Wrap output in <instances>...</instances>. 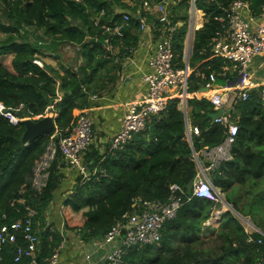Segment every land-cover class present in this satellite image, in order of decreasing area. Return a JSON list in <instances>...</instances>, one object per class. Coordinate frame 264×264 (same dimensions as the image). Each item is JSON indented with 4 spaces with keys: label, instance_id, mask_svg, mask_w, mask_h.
<instances>
[{
    "label": "trees",
    "instance_id": "obj_1",
    "mask_svg": "<svg viewBox=\"0 0 264 264\" xmlns=\"http://www.w3.org/2000/svg\"><path fill=\"white\" fill-rule=\"evenodd\" d=\"M128 1L136 0H0V31L5 34L0 38V226L21 219L24 206H32L36 210L34 221L42 222L35 224V228L40 226L38 262L50 256L61 242L60 233L43 225L54 191L65 178L60 169L66 165L57 153L47 183L40 191L31 187L32 168L48 138L54 135L58 140L68 134L78 111L90 107L92 95L100 96L107 81L113 79L121 58L127 57L137 44V17L123 25L121 39L102 29L104 24H120L122 14L115 11L129 8ZM232 1L196 0L195 3L204 15L202 26L195 31L189 56L192 71L187 81L190 117L203 121L198 126L200 134L192 138L195 150L217 144L225 134L222 126L212 124L218 111L197 92L210 81L211 74L221 82L224 61L211 55L210 48L222 25L219 18L225 16ZM246 1L253 16L263 12L264 0ZM188 5V0H181L177 14L171 16L173 22L182 23L172 39L179 67L184 66ZM23 26L40 29L59 42L79 45L82 63L76 69L63 66L60 71L47 64L39 56L43 55L39 48L23 40L19 33ZM107 39L117 47L113 52L106 48ZM6 55L10 56L9 62L2 60ZM178 104L177 98L168 100L165 109L120 149H109L107 145L101 153L91 144L82 157L90 176L83 180L77 173L71 194L62 204L65 229L87 230L88 237L103 236L131 210L133 197L164 200L169 186L178 184L185 194L176 216L164 222L160 242L130 248L124 264H264V191L256 200L250 198L242 205L232 195L237 187L246 185L248 189L241 191L248 197L255 196L253 192L261 186L264 190V95L261 90H252L246 100L233 105L230 113L237 116L238 131L232 157L221 163L212 177L214 185L224 193L226 203L260 229L251 233L245 231L230 210L211 222L217 228L204 226L216 203L191 196L196 166ZM47 113L52 114L53 131L23 144L22 119L38 120ZM205 228L214 235L212 246H205L209 242L203 241ZM17 238L16 242L23 244L20 234ZM14 254V245L0 244V264H28V258L14 261Z\"/></svg>",
    "mask_w": 264,
    "mask_h": 264
},
{
    "label": "built area",
    "instance_id": "obj_2",
    "mask_svg": "<svg viewBox=\"0 0 264 264\" xmlns=\"http://www.w3.org/2000/svg\"><path fill=\"white\" fill-rule=\"evenodd\" d=\"M142 12L138 11V25L142 34L153 41L149 47L146 58L148 70L142 74L141 79L146 86L144 96L140 100L129 102L125 105L120 129L109 141V149H120L132 137L133 134L145 128L150 119L165 109L167 101L178 98L187 93V81L191 74L188 63V53L182 57L183 67L177 66L173 50V36L181 22H173L168 6L178 5L181 0H136ZM134 4V2H132ZM196 0H188L191 8V20L194 14ZM188 5V6H189ZM150 14L151 16H149ZM103 15V11L99 13ZM129 12L122 13L120 24L102 25L104 33L117 39L123 37V25L132 19ZM221 28L215 33L210 48L211 55L224 61L221 77L226 82L232 80V86L216 89L206 98L213 109L218 111L212 119V124H218L225 129L223 138L214 145H203L195 151L190 140L191 136H198L200 129L197 125L185 132V138L189 143L191 152L195 158L199 157L201 167L196 170L192 184L191 196L210 199L216 203L211 218L204 222L210 226L211 219H216L225 211L222 203L221 191L213 186L210 173L218 170L221 163L232 157V145L238 131L237 117L229 111L236 101H244L250 92L258 85L254 79V71L251 67L255 57L264 58V26L257 23L251 14L246 0H233L225 11V16L220 17ZM97 22V20H96ZM95 22V23H96ZM106 48L113 52L117 47L111 41L105 40ZM117 59H115V62ZM205 84L209 89L214 82V74ZM205 93V92H204ZM203 93V94H204ZM264 95V90H262ZM93 95L90 99H94ZM96 99V98H95ZM0 105V110H1ZM89 108L80 109L76 121L71 126L68 134L55 140L54 135L48 138L47 144L41 156L32 168L30 176L31 187L40 191L47 183L49 169L60 153L62 162L74 169L81 178L88 179L90 172L83 162L82 156L94 141L93 118ZM6 116L10 117L9 114ZM194 163L197 161L192 158ZM184 189L178 184L169 186V194L166 199H144L135 196L131 199V210L125 212L120 219L113 223L102 236L105 242L114 246L103 257V264H124V256L130 248L152 245L160 242L161 229L165 221L176 216L182 203ZM22 201V200H21ZM222 207H221V206ZM226 208V207H225ZM36 210L30 206H24V214L21 219L11 224L0 226V244H12L15 247L14 261L28 258V264H59L58 246L50 256L38 262L36 254L39 249L40 239L34 221ZM38 224V223H37ZM19 234L23 238V244L17 243ZM90 254L86 260L90 261ZM93 264V263H89Z\"/></svg>",
    "mask_w": 264,
    "mask_h": 264
},
{
    "label": "crops",
    "instance_id": "obj_3",
    "mask_svg": "<svg viewBox=\"0 0 264 264\" xmlns=\"http://www.w3.org/2000/svg\"><path fill=\"white\" fill-rule=\"evenodd\" d=\"M128 6L129 8L124 10L116 9L115 12L120 14H122L123 12H129L136 18L138 16V11H143L139 7L138 1H134V4L131 1H128ZM168 9L169 11H172L173 14H177V10L179 8L177 5L170 4L168 6ZM194 9L195 10L192 20L190 5L186 10L187 22L184 37L183 56L189 52L188 63L189 56L192 50L195 31L202 26L204 20L203 12L200 9H197L196 6L194 7ZM181 13L182 11L179 12V14ZM148 15L151 16L150 14ZM254 17L257 23L264 26V6L263 12L259 16ZM177 22L181 21L178 20ZM152 44L153 41L151 39H148L146 35L142 34L139 29L137 44L131 49V52L127 55V57L121 58L119 67L112 74L113 79L107 81V85L100 96L94 94L96 96V99L89 98L91 101V105L90 107H88V110L91 117L93 118V144L101 153L104 151V147L109 145V141L112 136L120 129L125 105L129 102L140 100L144 96L146 86L142 81L141 76L148 70L146 65V58L149 53L148 49L150 46H152ZM75 46L78 45L75 44ZM43 55L46 56V54L44 53ZM39 56L47 64L51 66L54 65L50 58L41 56V54H39ZM251 67L255 73V82L258 84L256 88L253 89V91L261 90V94L263 95L262 90H264V58L260 56L253 58ZM229 78L232 80L226 82L224 77H222L221 83L217 85V79H215L214 77L213 80H211L214 83L201 97L208 98L209 95L212 94L216 89H223L225 87L232 86L234 79L232 75H230ZM203 88H205V86ZM178 106L183 112L185 132H187L192 125L191 122L194 120L190 117V112L187 107V98L185 94L180 97ZM199 122L200 123L197 126L201 125L203 121ZM193 137L194 136L190 137L191 142ZM191 157L194 158L195 161L197 160L195 162V166L196 170H199L202 163L200 161V158H195L192 152ZM60 170L65 175V178L61 181L58 189L54 191L53 199L44 213L45 224L43 225V227H46L48 225L51 231L56 230L61 235V242L59 244V264H103V257L108 251L112 249V247L114 246V242H105L102 236L88 237L87 230H66L64 227V222L61 216L62 204L65 203L64 201L71 194L73 181L76 179L75 177L78 176V174L74 169H70L66 166L61 168ZM66 181H72L69 187L64 186ZM213 186L216 187L214 183ZM68 188L70 190L66 191ZM221 197L225 201L223 192L221 193ZM225 207V210H229L227 206ZM233 211L235 210L233 209ZM237 215L239 214L237 213ZM210 221L212 222L213 219H211ZM250 222L251 224L249 223L246 227H244L245 231L247 233H251L252 231L259 232L260 229L257 228L251 220ZM87 254H90L91 256L89 262L86 260Z\"/></svg>",
    "mask_w": 264,
    "mask_h": 264
},
{
    "label": "rangeland",
    "instance_id": "obj_4",
    "mask_svg": "<svg viewBox=\"0 0 264 264\" xmlns=\"http://www.w3.org/2000/svg\"><path fill=\"white\" fill-rule=\"evenodd\" d=\"M19 33L21 34L23 40L31 43L33 46L35 45L36 47L39 48L41 53L46 54V56H44V55H42V56L50 58L52 60V63L54 64L53 67H55L59 71L61 70V68L63 66L69 67L72 69H76L82 63L79 45L75 46V44H73V43L64 42V41L59 42L56 39H52L51 37L45 35L42 32V30L34 28V27L23 26V27L19 28ZM187 35H188V33H187ZM3 37H5V34L0 31V38H3ZM188 54H189V52H188ZM2 60L4 62H9L10 56L6 55L5 57L2 58ZM220 83L221 82H217L216 84L219 85ZM102 92L103 91H100L99 95ZM33 118H37V117H33ZM210 177L211 178L213 177V173H210ZM71 182L72 181H69V182L66 181L64 186L69 187L71 185ZM246 189H248V185L244 186L243 188L237 187L235 189L236 192L234 191L235 193L233 192V194H232L233 197H235V196L238 197L239 205H242L243 202H247L250 198H252L251 201L256 200L259 197V195H261V196L263 195V191H264L262 189V186H261L258 189L259 191L255 190L253 192V195H255V196L248 197L247 195H245V192L241 191V190H246ZM69 190L70 189L68 188L66 191H69ZM222 204H224V206ZM221 205L223 206L224 209H225V206H227V208L231 212H233V214H235L237 217H239L238 219L242 222L244 227H246L249 223L251 224L249 218H244L242 216L237 215V213L235 211H233V209H231V207L228 204H226L223 199H222ZM38 222H39V224H42L41 221H37V223ZM211 227L217 228V225H214ZM39 228H40V226L37 227V230H39ZM41 228L43 229V227H41ZM202 233L206 234L208 236L207 237L205 235V237H203L204 242H206V243L209 242V243L205 244V246L214 245L213 244L214 243L213 242L214 235H212L209 232V229L205 228Z\"/></svg>",
    "mask_w": 264,
    "mask_h": 264
},
{
    "label": "water",
    "instance_id": "obj_5",
    "mask_svg": "<svg viewBox=\"0 0 264 264\" xmlns=\"http://www.w3.org/2000/svg\"><path fill=\"white\" fill-rule=\"evenodd\" d=\"M206 91V88H201L197 94L201 97ZM22 122L25 125V130L21 137V141L23 144L29 143L42 135L50 134L54 129V120L50 113H47L45 116L38 120H31L27 118L23 119ZM199 123V121L191 122L193 126L198 125Z\"/></svg>",
    "mask_w": 264,
    "mask_h": 264
},
{
    "label": "clouds",
    "instance_id": "obj_6",
    "mask_svg": "<svg viewBox=\"0 0 264 264\" xmlns=\"http://www.w3.org/2000/svg\"><path fill=\"white\" fill-rule=\"evenodd\" d=\"M122 19V18H121ZM206 88V87H205ZM178 99V98H177ZM26 119V118H25ZM23 120V119H22ZM219 189V188H218Z\"/></svg>",
    "mask_w": 264,
    "mask_h": 264
}]
</instances>
